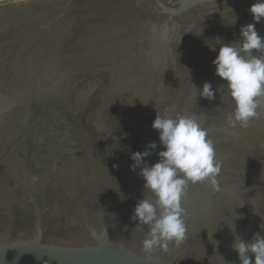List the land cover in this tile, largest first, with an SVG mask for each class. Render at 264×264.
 Returning <instances> with one entry per match:
<instances>
[{"label":"water","instance_id":"95a60500","mask_svg":"<svg viewBox=\"0 0 264 264\" xmlns=\"http://www.w3.org/2000/svg\"><path fill=\"white\" fill-rule=\"evenodd\" d=\"M253 3L0 2V264H241L235 236H264V107L229 126L212 61L248 23L264 37ZM206 81L214 100L196 98ZM173 108L208 129L220 190L190 184L185 240L146 253L131 215L150 193L131 155L155 141L157 162L152 122Z\"/></svg>","mask_w":264,"mask_h":264},{"label":"clouds","instance_id":"9594fccd","mask_svg":"<svg viewBox=\"0 0 264 264\" xmlns=\"http://www.w3.org/2000/svg\"><path fill=\"white\" fill-rule=\"evenodd\" d=\"M249 11L253 20L259 23L264 17V0H255ZM240 37L237 42L220 44L212 63L215 74L226 81L215 92L221 94L226 88L233 104L229 126L239 124L246 128L258 116V110L264 107V37L258 34L255 23L242 26ZM192 86L197 91L196 98L198 94L208 100L216 98L211 82H204L199 90ZM169 112H174V108L165 114L157 113L152 122L163 146L157 153V162L148 164L145 160L152 154L149 149L158 147L155 141L150 142L144 151L131 155L134 163L130 168L133 171L139 168L144 190L150 193L138 200L131 215V220L136 222L135 228L144 230L147 226L142 241L146 253L156 249L166 252L169 243L179 245L185 240L187 223L183 198L190 184L207 182L213 191L220 190L218 176L222 164L216 157L208 129L195 113L170 115ZM260 227L264 228V224ZM232 248L241 264H264V236L260 233H255L248 242L235 236Z\"/></svg>","mask_w":264,"mask_h":264},{"label":"bare ground","instance_id":"6f19581e","mask_svg":"<svg viewBox=\"0 0 264 264\" xmlns=\"http://www.w3.org/2000/svg\"><path fill=\"white\" fill-rule=\"evenodd\" d=\"M2 1H6V0H0V2H2Z\"/></svg>","mask_w":264,"mask_h":264}]
</instances>
